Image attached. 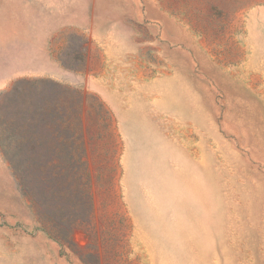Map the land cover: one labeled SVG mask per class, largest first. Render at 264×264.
Returning <instances> with one entry per match:
<instances>
[{"label": "rangeland", "instance_id": "rangeland-1", "mask_svg": "<svg viewBox=\"0 0 264 264\" xmlns=\"http://www.w3.org/2000/svg\"><path fill=\"white\" fill-rule=\"evenodd\" d=\"M0 264H264V0H0Z\"/></svg>", "mask_w": 264, "mask_h": 264}, {"label": "trees", "instance_id": "trees-1", "mask_svg": "<svg viewBox=\"0 0 264 264\" xmlns=\"http://www.w3.org/2000/svg\"><path fill=\"white\" fill-rule=\"evenodd\" d=\"M54 107H55V108H57V106H56V105H54Z\"/></svg>", "mask_w": 264, "mask_h": 264}]
</instances>
